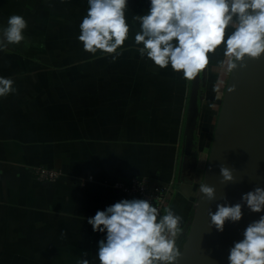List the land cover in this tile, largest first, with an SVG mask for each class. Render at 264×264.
I'll return each mask as SVG.
<instances>
[{"label": "crops", "instance_id": "0c3cea01", "mask_svg": "<svg viewBox=\"0 0 264 264\" xmlns=\"http://www.w3.org/2000/svg\"><path fill=\"white\" fill-rule=\"evenodd\" d=\"M77 1L75 12L82 15L88 7ZM149 4L129 0V39L115 61L79 46L73 55L83 58L70 64L78 68L51 67L48 61L45 66L42 60L40 66L35 59L44 57V48L34 55L38 46L28 41L21 42L20 63L11 55L2 62L0 56V76L11 78L16 89L0 97V264H76L83 251L99 264L95 254L104 234L94 232L87 218L122 198L131 199L116 185L132 176L169 186L166 207L181 215L184 224L209 144L204 147L201 131L195 130L201 167L195 163L182 173L190 81L171 66L161 69L141 58L133 46L139 24L132 17L146 13ZM74 19L79 32L81 17ZM50 24L52 33L59 32L53 20ZM222 58V49L211 55L205 84ZM82 59L86 61L79 63ZM228 73L225 69L222 88ZM205 84L200 86L198 122ZM40 166L57 170V178L38 180L34 170Z\"/></svg>", "mask_w": 264, "mask_h": 264}, {"label": "clouds", "instance_id": "9594fccd", "mask_svg": "<svg viewBox=\"0 0 264 264\" xmlns=\"http://www.w3.org/2000/svg\"><path fill=\"white\" fill-rule=\"evenodd\" d=\"M87 3L77 39L86 52L108 54L115 61L129 39V0ZM132 21L139 24L133 46L140 57L161 69L171 66L187 81L208 68L218 49L223 58L217 64L228 72L246 67V58L264 55V0H150L147 12L135 14ZM26 28L22 15H11L7 26L0 28V50L24 41ZM13 85L11 78L0 76V97L16 92ZM220 174L222 183L234 180L226 166H220ZM199 193L206 201L215 199V188L205 181L200 183ZM240 201L219 203L215 212L209 209L210 226L223 232L226 222L242 219L244 206L264 212V187L243 193ZM87 222L94 232L104 234L97 242L99 264H177L183 255L178 244L184 232L183 217L171 206L161 214L150 198H122L98 209ZM87 256L83 251L76 264H92ZM227 259L228 264H264V215L246 226L243 239L233 243Z\"/></svg>", "mask_w": 264, "mask_h": 264}, {"label": "water", "instance_id": "95a60500", "mask_svg": "<svg viewBox=\"0 0 264 264\" xmlns=\"http://www.w3.org/2000/svg\"><path fill=\"white\" fill-rule=\"evenodd\" d=\"M244 63L246 67L238 66L227 75L202 170L200 183L205 181L215 188V199L206 201L198 189L193 216L182 244L183 255L177 264H228L233 243L243 239V231L251 221L264 215V212H252L244 206L242 219L226 222L223 232L210 226L208 215L209 209L216 211L217 204L234 205L241 202L243 193L257 186L264 187V55L259 59L246 58ZM205 76L206 69L190 81L181 172L190 159L191 168L196 161L189 155L196 146L199 102L203 99L200 86L205 84ZM233 86L234 90H230ZM221 165L232 170V182L222 183Z\"/></svg>", "mask_w": 264, "mask_h": 264}, {"label": "rangeland", "instance_id": "374dc122", "mask_svg": "<svg viewBox=\"0 0 264 264\" xmlns=\"http://www.w3.org/2000/svg\"><path fill=\"white\" fill-rule=\"evenodd\" d=\"M76 1L77 0H0V28L7 26V20L11 15H22L27 21L28 29L32 25L35 27L33 29L24 30L23 35L25 40L22 41L23 44L28 41L38 46L34 51V55L41 51V48H44L45 55L44 57H38V59H35L37 63L41 66L40 61L42 60L44 65L47 66L45 63L48 61V64L51 67H57V64H60V69L72 71L74 68L79 67L78 65H70L73 60L78 58L76 61L78 62L80 57L83 58L81 53H78L76 57L73 55L76 48L83 46L77 39L79 32H76L74 28V18L80 16V22L87 12H83L86 9L81 12L82 15L75 12V8L77 7L75 3ZM77 3L88 7L87 0H78ZM51 20H53L56 23L55 25L60 28L57 29L59 32H51ZM59 34H61L62 37H59ZM10 46L13 50H9V45L6 49L0 50L2 62L5 59H9V56L11 55L12 58H15L20 63V57L23 56L22 44H11ZM46 56H48V59H46ZM58 59L59 62H57ZM84 59L79 63L86 61ZM19 68H21V66H19ZM213 75L214 77H211L210 74L209 79L205 84L206 88L204 92L205 101L203 111L199 118V122L197 123L198 126H196V130H200L202 133L201 138L204 140L203 146L206 148L210 143L214 128V120L216 119L223 94L224 86L222 88L221 83L225 79V69L217 66ZM92 80H96V78H92ZM85 84L89 85L90 82ZM199 185L200 182L198 184V189ZM165 207L166 205L163 207L162 214L167 208Z\"/></svg>", "mask_w": 264, "mask_h": 264}, {"label": "built area", "instance_id": "2783aa9c", "mask_svg": "<svg viewBox=\"0 0 264 264\" xmlns=\"http://www.w3.org/2000/svg\"><path fill=\"white\" fill-rule=\"evenodd\" d=\"M58 171L52 168L40 166L34 170V175L41 181H52L58 176ZM91 178V176H89ZM116 188L124 195L134 198H150L153 204L162 211L167 203L169 186L149 182L145 177L132 176L126 181L117 183Z\"/></svg>", "mask_w": 264, "mask_h": 264}, {"label": "trees", "instance_id": "16d2710c", "mask_svg": "<svg viewBox=\"0 0 264 264\" xmlns=\"http://www.w3.org/2000/svg\"><path fill=\"white\" fill-rule=\"evenodd\" d=\"M59 37H62L61 34H59ZM193 212H194V209L192 208L183 224L184 226V232H183V235L180 237V239L178 240V244H180V246L182 247V244L185 240V237H186V234H187V231L189 229V226H190V222H191V219H192V216H193Z\"/></svg>", "mask_w": 264, "mask_h": 264}, {"label": "flooded vegetation", "instance_id": "af4514ba", "mask_svg": "<svg viewBox=\"0 0 264 264\" xmlns=\"http://www.w3.org/2000/svg\"><path fill=\"white\" fill-rule=\"evenodd\" d=\"M196 140H197L198 145H197V147L195 146L192 149L189 157L190 158L195 157L196 158V161H195L196 166L195 167L196 168H198V167L200 168L201 167V163L199 162L200 161V158H199V155L198 154L201 152V148L199 147V140L197 138H196ZM195 153H196V155H195ZM191 163H192V159H190V161L188 162L187 166L190 167ZM195 163H194V165H195Z\"/></svg>", "mask_w": 264, "mask_h": 264}]
</instances>
